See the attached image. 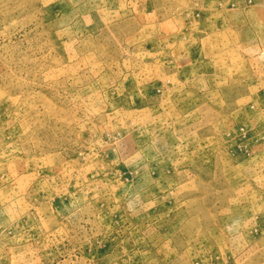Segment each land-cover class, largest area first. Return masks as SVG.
Segmentation results:
<instances>
[{
	"label": "rangeland",
	"instance_id": "obj_1",
	"mask_svg": "<svg viewBox=\"0 0 264 264\" xmlns=\"http://www.w3.org/2000/svg\"><path fill=\"white\" fill-rule=\"evenodd\" d=\"M0 264H264V0H0Z\"/></svg>",
	"mask_w": 264,
	"mask_h": 264
}]
</instances>
